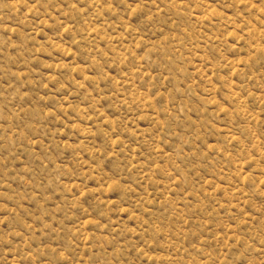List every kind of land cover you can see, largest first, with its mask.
I'll use <instances>...</instances> for the list:
<instances>
[{
	"label": "rangeland",
	"instance_id": "374dc122",
	"mask_svg": "<svg viewBox=\"0 0 264 264\" xmlns=\"http://www.w3.org/2000/svg\"><path fill=\"white\" fill-rule=\"evenodd\" d=\"M0 264H264V0H0Z\"/></svg>",
	"mask_w": 264,
	"mask_h": 264
}]
</instances>
